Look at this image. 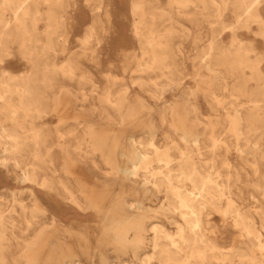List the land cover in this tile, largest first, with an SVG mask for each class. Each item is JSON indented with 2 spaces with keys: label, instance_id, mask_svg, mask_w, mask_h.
Segmentation results:
<instances>
[{
  "label": "rangeland",
  "instance_id": "1",
  "mask_svg": "<svg viewBox=\"0 0 264 264\" xmlns=\"http://www.w3.org/2000/svg\"><path fill=\"white\" fill-rule=\"evenodd\" d=\"M180 190L192 264H264V0H0V264H148L129 206L189 238Z\"/></svg>",
  "mask_w": 264,
  "mask_h": 264
},
{
  "label": "bare ground",
  "instance_id": "2",
  "mask_svg": "<svg viewBox=\"0 0 264 264\" xmlns=\"http://www.w3.org/2000/svg\"><path fill=\"white\" fill-rule=\"evenodd\" d=\"M129 141L131 145L135 146L136 140L134 136H130ZM151 145L154 146V144ZM147 149H148L147 147H142V149L137 154L140 157L141 162L138 161L131 164V162L128 161L129 162L128 165L120 169V174L123 176L125 180L127 181L129 180L133 184V188L134 186L140 188L143 192L145 199L151 198L157 200L159 198L158 186L154 177H152L151 170H148L150 169V162L148 161ZM162 158L160 160H162ZM142 163H146V170L141 169L140 164ZM99 166L100 165L96 163L94 164L92 169L94 171L93 174H95L98 178L105 180H113L118 177V172L115 171H111L109 173L106 172L107 174L105 172L102 173L101 172L102 170ZM139 177H141V179L143 180V183L141 184L138 183ZM146 183H149L151 187L148 188L146 186ZM206 196L202 194L199 197V199H202L204 200V202H206L207 200ZM197 199L198 198L196 197L195 194L186 192L184 190H180L178 192L174 191L172 197L164 204V207H166L167 210L171 212L178 211L185 218L186 222L191 224L193 229L195 230V233L189 238H185L181 236L179 239H176L175 237L172 236L170 232L167 231H163L162 232L163 234H159L158 231L156 230L154 231V229H160L158 225L153 226L151 228L148 227L149 228L148 230L143 229V231H140L139 229L141 228L142 225L141 217H139L140 212L136 209L134 204L130 206L128 205L129 212L134 215L131 225L133 228H138L136 229L138 237L136 236L137 239L133 240L131 247L133 249L141 248L142 246L147 247L148 249L147 252H145V257L148 260L147 261L148 264H152L154 262H158L159 264H192L190 262L191 259L200 257L199 255L202 254L206 248V246L203 245L202 239L198 234V230L202 229L203 225L201 223V217H200L202 210L198 209L195 202ZM73 201L74 203H76L75 197H73ZM211 203L216 208H219L220 206V204L215 201H211ZM188 215H190L191 218L192 216H194L195 220H191L190 218H188L189 217ZM245 229H248V232L250 233L253 232L256 233L254 221L250 220V224L248 225V227H245ZM150 231L153 232L151 236H148V238H145L141 234L142 232L147 233ZM239 257L240 260L238 264H246V258L243 257L242 255L238 256V258ZM252 260H255L254 255L252 256ZM194 264H208V263L205 260H201V261H197Z\"/></svg>",
  "mask_w": 264,
  "mask_h": 264
}]
</instances>
